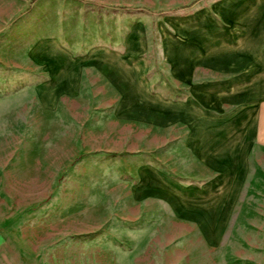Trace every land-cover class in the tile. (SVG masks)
<instances>
[{
	"label": "rangeland",
	"instance_id": "374dc122",
	"mask_svg": "<svg viewBox=\"0 0 264 264\" xmlns=\"http://www.w3.org/2000/svg\"><path fill=\"white\" fill-rule=\"evenodd\" d=\"M191 1L0 0V264H264L259 125L223 175L228 156L207 162L193 128L222 135L242 104L194 87L234 74L195 62L185 78L164 55L175 21L209 4ZM161 182L201 199L197 214ZM211 206L213 239L198 215Z\"/></svg>",
	"mask_w": 264,
	"mask_h": 264
},
{
	"label": "crops",
	"instance_id": "0c3cea01",
	"mask_svg": "<svg viewBox=\"0 0 264 264\" xmlns=\"http://www.w3.org/2000/svg\"><path fill=\"white\" fill-rule=\"evenodd\" d=\"M175 22L185 28L178 36L167 33L163 46L174 73L186 78L197 62L210 66L214 73L234 74L227 80L194 87V93L199 102L207 104L211 101L214 107H219L222 102L242 104L244 115L241 119L235 116L227 118L222 135L213 134L201 123L195 124L192 140L197 153L211 164L217 163L222 156H228L219 168L223 175L232 179L243 153L240 137H251V127L259 125L258 135L264 142V0H209V4H202L193 16L182 17ZM65 54L64 51H54L51 54L53 64ZM51 67L53 69L54 66ZM258 111L260 116L252 117ZM141 181L142 184L154 183L148 175H143ZM154 189L187 214H197L203 204L199 198L177 195L162 182ZM216 211V207L211 206L207 212L198 214L210 239L217 232L213 218Z\"/></svg>",
	"mask_w": 264,
	"mask_h": 264
}]
</instances>
